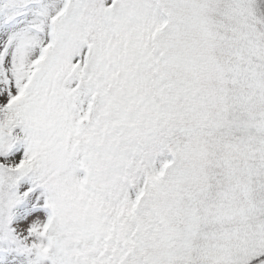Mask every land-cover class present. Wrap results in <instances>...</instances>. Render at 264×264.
Masks as SVG:
<instances>
[{
  "label": "snow or ice",
  "instance_id": "obj_1",
  "mask_svg": "<svg viewBox=\"0 0 264 264\" xmlns=\"http://www.w3.org/2000/svg\"><path fill=\"white\" fill-rule=\"evenodd\" d=\"M0 264H264V0H0Z\"/></svg>",
  "mask_w": 264,
  "mask_h": 264
}]
</instances>
